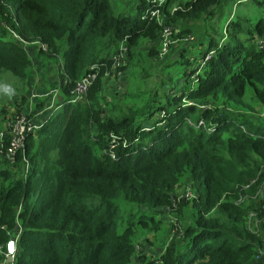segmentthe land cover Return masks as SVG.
Instances as JSON below:
<instances>
[{
  "label": "trees",
  "instance_id": "1",
  "mask_svg": "<svg viewBox=\"0 0 264 264\" xmlns=\"http://www.w3.org/2000/svg\"><path fill=\"white\" fill-rule=\"evenodd\" d=\"M112 1L0 0V72L25 81L33 62L22 40L41 41L45 60L60 65L64 96L25 139V178L20 163L0 158V247L20 226L14 264H134L147 260L136 245L142 253L149 242L134 243L136 228L159 229L158 215L179 218L192 199L194 221L171 237L163 264H264L261 239L248 229L253 204L235 202L239 189L252 195L261 187L264 204V121L235 111L250 108L248 89L264 102V47L256 42L264 36V0H252L260 10L254 18H227L219 39L215 25L236 0H165L161 13L178 26L174 37L199 33L208 42L202 53H182L183 87H171L143 114L157 112L153 124L115 116L121 109L102 102L121 45L130 59L141 39L156 42L161 30L144 18L148 0L135 3L134 15L116 12ZM175 5L181 9L173 12ZM89 72L96 77L85 99L71 102L74 83ZM186 173L196 196L181 199L176 215L172 197ZM250 179L256 183L243 189Z\"/></svg>",
  "mask_w": 264,
  "mask_h": 264
},
{
  "label": "rangeland",
  "instance_id": "2",
  "mask_svg": "<svg viewBox=\"0 0 264 264\" xmlns=\"http://www.w3.org/2000/svg\"><path fill=\"white\" fill-rule=\"evenodd\" d=\"M137 1L138 0H113L112 5L116 12L134 15L136 13L135 3ZM259 11L260 10L252 4V0H245L240 3H236V1H234L230 6H227L223 19L216 23V33L214 34V37L216 39L220 38L224 32L225 20L227 18H231L232 20H236L237 17H242L243 19L247 17L254 18L258 16ZM170 27L172 28V31L175 28L178 30L177 25H170ZM177 33H179V30ZM193 36L194 39L192 41H183L182 37H174L172 35L174 43L171 45V49L169 50L168 54H166L161 61L157 59L161 44L160 36L156 42L145 43L144 39L140 40V45L136 50H134L135 54L133 53V58L131 57L128 59V57H126L125 65L123 66V72L115 76H108L105 80V85L107 83L109 85L106 87L108 89L104 90V94H110L109 87H111L114 90V94H112L111 98L113 103L122 107L119 102H124L126 100H131L134 102L132 104L124 102V107L118 113H116L115 116L132 114L138 123L145 122L147 124H153L156 121L158 115L157 112H155L150 117H144V115L147 116L148 112L158 105V101L162 100V95L167 90L173 86L175 88L176 86H181V81H178L175 84L174 81H176V78L182 77L185 63L184 60L179 63L170 62L175 50H177L183 44H189V52L192 54L202 53L206 49L208 38L199 35V33H195ZM201 41L202 43H200ZM24 48L33 62L31 75L25 81H21L19 78L10 74L9 72H0V131L3 128L4 121L8 117L17 114L15 113L16 111H29L35 115V119L37 121H41L42 118H44L50 112L46 109L47 104H51L52 107L59 104L58 97L60 87V65L58 66L55 62L45 60L40 52L41 48L39 43L29 44ZM37 51L39 54V59L34 60L32 56L37 54ZM49 64H52L51 70L49 68ZM47 70L55 72L54 74L57 75V81L49 82L47 79L46 82L45 73L47 75ZM129 70L132 71L131 77L135 78L133 87L131 88L134 91L129 93L130 98L126 95V91H128L127 88L130 87L129 85L126 86V73ZM124 74L125 80L121 81V86L118 84V79ZM23 96L28 98L27 105H25V103L20 104L21 97ZM244 99L246 101L245 103L248 104L250 108L248 109L237 105L235 107V111H243L253 117V119H260L264 121V117H262V113H264V102L256 99L253 91H250V89L247 90ZM38 104L42 106L41 109L36 107ZM185 175L186 176L182 178L181 184L178 186L177 192L175 193L176 197L174 201L176 202L184 187L187 184H192L189 174L186 173ZM191 186L194 185L192 184ZM192 188L195 190V187ZM192 201V199L189 201H184L185 203H188V205L181 207L180 213L178 215L175 213L177 212V210H175L177 206L174 208L175 211H173V213L179 216V218L171 213L172 216L176 217L181 223L182 229H184L186 223H192L194 221L195 209L192 207ZM247 203L253 204L251 210L261 207L257 206L256 202L253 203V201ZM128 209V206L122 205V213L124 217L127 215ZM263 215L264 213H262L260 217H263ZM155 219H162L159 229L153 227L152 224L149 223L148 227L138 226L135 231V234L140 236V238H138L139 240H135L134 243H144L145 238L149 239V242L147 243L149 246L147 249L145 248L144 251H150V248L154 242L158 245L157 250L152 253L154 255L152 258L155 257L154 260L151 262L148 261V264H158V260L161 259V255L169 243L173 240L172 238L178 235V229L173 224L168 222L170 220L169 214L162 218L157 217ZM170 233H173L172 238ZM260 239L262 242V248L260 250L264 252V243L261 237ZM136 256L139 257L140 253H137ZM141 257L145 258V254H143ZM145 263L146 261H135L134 264Z\"/></svg>",
  "mask_w": 264,
  "mask_h": 264
},
{
  "label": "built area",
  "instance_id": "3",
  "mask_svg": "<svg viewBox=\"0 0 264 264\" xmlns=\"http://www.w3.org/2000/svg\"><path fill=\"white\" fill-rule=\"evenodd\" d=\"M148 1L150 7L146 11V15H144V18H149L150 20L154 18L161 27V30L159 32V36L161 38V44L157 55V59L161 61L165 57V55L168 54L171 45L174 43L172 35L176 34L178 30L175 28L172 31L170 24L166 23V20L161 13V7L163 6L165 0H148ZM242 1L245 0H236V3H240ZM179 9H181V6L175 5L172 8V11L174 12ZM13 34L14 36L18 37V35L15 32H13ZM182 38L183 40L186 41H192L194 39V36L188 34ZM22 42L24 47L29 45L23 40ZM256 42L260 48H263L264 36L258 37L256 39ZM33 43H39V46L43 51H46L48 48L47 44L42 43L41 41H36ZM126 57H127V48L121 45L120 53L117 56H114L111 72L106 74V77L111 75L115 76L122 73L124 68L123 66L125 65ZM95 77H96L95 72H89L74 83L73 89L71 90V94H72L71 102L82 101L85 99L87 91L92 85ZM200 107H202V105ZM59 108H60L59 104H57L54 107H52L51 104H47L46 109L50 111L48 113V116H50L53 111ZM15 113L17 114L8 117L4 121L3 128L0 131V158L6 161V163L9 165H15L17 163H20V171L25 178L28 173V170L30 169V162L28 158L23 155L25 148V139L28 136V134L35 132L37 129H39L42 121L45 120L44 118L46 116L42 118L41 121H37L35 119V115L29 111L20 110V111H16ZM162 116L163 113L160 115V117ZM262 116L264 117V113H262ZM200 124H202V121L198 123V125ZM142 129L149 130L151 128L145 126ZM110 138L111 140L109 147L110 149H113L116 146V141L118 137L111 133ZM123 144L125 145V142ZM20 154L22 156V159L19 161L18 156ZM255 183H256V179H250L247 184L242 186V188L246 189L250 185L253 186ZM241 190L242 189H239V197L235 200L237 204H245L249 201H255L257 203V206H261L260 208H256L254 210L250 209L247 217V223H248V229L251 232L256 233L258 236H260L264 243V215L263 217H260L262 213H264V204H260V200L263 197L262 189L261 187H259V189L252 195L242 194ZM195 196L196 195L194 189L192 188L191 185L187 184L184 187L183 191L180 193L179 197L177 198V202L174 201L176 195L175 197L174 196L172 197V207L173 208L176 207L178 202L183 198L191 199ZM166 209L169 210L170 208H166ZM168 222L170 224L175 225L178 230H181V223L177 220L176 217L171 216ZM20 231H21V227L16 226L15 229L9 233V238L6 241L5 245L3 247H0V252L2 255V258L0 259V264H14L15 255L17 253V244H18ZM136 250L138 251L137 253H140L141 248L138 245H136ZM154 258L150 259V262L154 260ZM158 264H162V261L158 260Z\"/></svg>",
  "mask_w": 264,
  "mask_h": 264
},
{
  "label": "crops",
  "instance_id": "4",
  "mask_svg": "<svg viewBox=\"0 0 264 264\" xmlns=\"http://www.w3.org/2000/svg\"><path fill=\"white\" fill-rule=\"evenodd\" d=\"M179 30V29H178ZM147 41H145V43H146ZM189 44H183L181 47H179L177 50H175V52H174V54L172 55V57H171V59H170V62H173V63H178V61H180L181 59H183L182 58V53L183 52H185V51H187V50H190L189 49ZM185 49V50H184ZM135 54V53H134ZM134 54L132 55V58H133V56H134ZM32 58L34 59V60H38L39 59V54H38V51H37V54H34L33 56H32ZM157 62H158V60H157ZM49 68H50V70L52 69V64H49ZM50 70H47V75H46V73H45V77H46V82H47V79L49 80V82H54V81H57L56 80V78H57V75H55L54 73L55 72H51ZM184 70H185V66H184V69H183V73H184ZM183 73H182V77L181 78H176V81H174V84L175 83H177L178 81H181V86L180 87H177L176 86V89L174 90V91H179L182 87H183ZM131 74H132V71H127V73H126V86L127 85H129L130 87H128L127 88V90L128 91H126V95L130 98V96H129V93H131L132 91H134V90H132L131 88L133 87V84H134V81H135V78H132L131 77ZM60 80V79H59ZM125 80V74L124 75H122L119 79H118V84H120L121 86H122V84H121V81H124ZM107 85H109L108 83L105 85L104 84V87H103V91H102V93H101V95H102V98H103V100H102V102L103 103H106V105H105V107L106 108H108L109 110L110 109H112L114 106V108H119V109H122L123 107H124V102H128V103H134L133 101H131V100H126V101H124V102H119V104L122 106V107H120L118 104H115V103H113L112 102V100H111V98H112V94H114V90L111 88V87H109V89H110V91H109V93L110 94H108V95H105L104 94V90L105 89H108V88H106L107 87ZM107 97V98H106ZM121 97V96H120ZM58 99H59V101L60 102H62V100L64 99V96H63V94L62 93H60V89H59V97H58ZM122 100V99H121ZM120 101V100H119ZM60 105V104H59ZM38 109H41L42 107H38V106H36ZM57 110H55V111H53L52 112V114H54L55 112H56ZM119 112V111H118ZM164 216H167V214L166 215H158V218H162V217H164ZM157 217V216H156ZM160 220V219H159ZM172 235H173V233L171 234L170 233V236L172 237ZM138 238H140V236H137L136 234H135V236H134V240H139ZM145 239H148V238H145ZM152 243V242H151ZM146 245H148L149 246V244H146ZM158 245L154 242V244L151 246V248H150V251H142V253H140V256L139 257H141L143 254H145V256L147 257V260L146 261H149L154 255L152 254L153 252H155L156 250H157V247ZM140 261V260H139Z\"/></svg>",
  "mask_w": 264,
  "mask_h": 264
}]
</instances>
